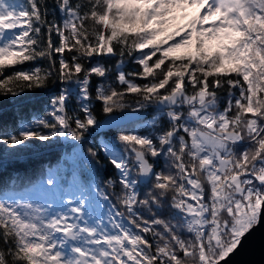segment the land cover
Wrapping results in <instances>:
<instances>
[{
	"label": "snow or ice",
	"instance_id": "snow-or-ice-1",
	"mask_svg": "<svg viewBox=\"0 0 264 264\" xmlns=\"http://www.w3.org/2000/svg\"><path fill=\"white\" fill-rule=\"evenodd\" d=\"M37 92L40 114L16 113L0 145L82 149L115 126L87 149L115 172L99 201L65 199L52 173L42 202L0 200V264H221L259 225L264 0H0V101Z\"/></svg>",
	"mask_w": 264,
	"mask_h": 264
},
{
	"label": "trees",
	"instance_id": "trees-1",
	"mask_svg": "<svg viewBox=\"0 0 264 264\" xmlns=\"http://www.w3.org/2000/svg\"><path fill=\"white\" fill-rule=\"evenodd\" d=\"M18 67H27V65ZM109 67L114 68V62L109 64ZM137 68L134 63H129L125 71H133ZM114 76L115 71L110 73V78ZM46 99V93L37 92L26 93L15 103L9 100L0 101V133L14 132L20 127L21 122L16 113H19L24 121L31 123L32 117L40 114L44 106L42 101ZM96 114L99 119L104 118L99 111ZM117 115L121 117L120 124L129 128L136 120V117L128 112ZM116 133L115 126L97 130L87 138L82 149L73 142L60 139L48 143L31 140L27 147L16 149L0 145V198L32 192L34 186L41 185L47 180L49 173H52L55 180L66 177L74 181L80 190H84L85 194L96 200L95 187H103L104 181L114 175L115 170L107 163L103 153L100 154L99 164L92 161L87 156V149L90 146L97 147L101 137L105 141L114 142ZM61 183L64 188L68 186L67 182Z\"/></svg>",
	"mask_w": 264,
	"mask_h": 264
},
{
	"label": "water",
	"instance_id": "water-1",
	"mask_svg": "<svg viewBox=\"0 0 264 264\" xmlns=\"http://www.w3.org/2000/svg\"><path fill=\"white\" fill-rule=\"evenodd\" d=\"M221 264H264V211L259 225L242 238L238 248Z\"/></svg>",
	"mask_w": 264,
	"mask_h": 264
},
{
	"label": "rangeland",
	"instance_id": "rangeland-1",
	"mask_svg": "<svg viewBox=\"0 0 264 264\" xmlns=\"http://www.w3.org/2000/svg\"><path fill=\"white\" fill-rule=\"evenodd\" d=\"M195 12H196V9H188V10H187V13H177V15H178V16L187 15L188 18L190 19L191 16H192ZM186 22H187V20H183V21L178 20V21L176 22V24L179 25V24H183V23H186ZM175 26H176V25L168 26V31H172V30H174V27H175ZM47 178H48V177H47ZM61 182H67V183H68V186H66V187L64 188V186H62V183H61ZM56 183H57V185L59 186V189H60V195L64 196L65 199L69 198L68 195H66V194H68V193L79 194V193L82 191V190H80V189L75 185V182H74V181H71V180H69V179H66V177L58 178V179L56 180ZM43 187H44V188H47L46 183L43 184ZM83 192H84V190H83ZM27 194H29L30 196H32V198L35 199V200H37L38 202H42V201H40L39 196H37L35 193H33V192H29V193H27ZM94 197L96 198L97 201H99V197L96 196V193H95V192H94ZM1 198H2V199H1ZM1 198H0V200H3V199H4L3 197H1ZM100 202L102 203V201H100Z\"/></svg>",
	"mask_w": 264,
	"mask_h": 264
}]
</instances>
